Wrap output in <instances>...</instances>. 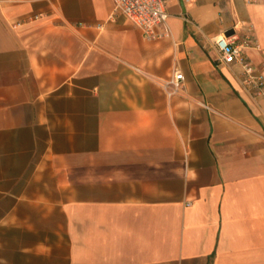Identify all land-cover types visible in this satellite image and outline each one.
Masks as SVG:
<instances>
[{"label": "crops", "instance_id": "obj_1", "mask_svg": "<svg viewBox=\"0 0 264 264\" xmlns=\"http://www.w3.org/2000/svg\"><path fill=\"white\" fill-rule=\"evenodd\" d=\"M163 2L171 35L146 40L112 0H0L17 264H264V95L214 46L251 27L264 77V1Z\"/></svg>", "mask_w": 264, "mask_h": 264}, {"label": "built area", "instance_id": "obj_2", "mask_svg": "<svg viewBox=\"0 0 264 264\" xmlns=\"http://www.w3.org/2000/svg\"><path fill=\"white\" fill-rule=\"evenodd\" d=\"M116 10H119L131 23L136 25L146 40H157L171 35L167 24V10L163 0H112ZM256 2L260 0H247ZM264 1V0H263ZM214 46L218 52V61L222 64H237L240 68L238 80L243 89L252 96L264 95V77L252 64L246 55V49L258 46L249 27L243 37L236 41L234 36L222 35L214 38ZM184 76L179 70H174L168 94H173L181 88Z\"/></svg>", "mask_w": 264, "mask_h": 264}, {"label": "rangeland", "instance_id": "obj_3", "mask_svg": "<svg viewBox=\"0 0 264 264\" xmlns=\"http://www.w3.org/2000/svg\"><path fill=\"white\" fill-rule=\"evenodd\" d=\"M30 213H33V211H30ZM26 219L31 222L35 220L38 223L42 220L40 217H30ZM14 220L15 223H13V225H7V223L3 222L0 217V264H3V261L1 260L2 256H9V261L17 264V262L24 257V255H21V251H18L17 249L18 241L35 239V235L32 233L20 232L19 229H17V226H14L17 224V218ZM60 220V217H58L59 223ZM41 235L42 237L44 236L43 234ZM48 236L49 235H47V238H49Z\"/></svg>", "mask_w": 264, "mask_h": 264}]
</instances>
